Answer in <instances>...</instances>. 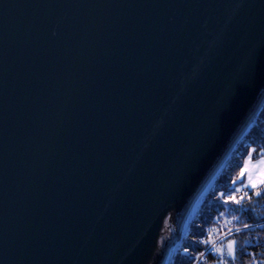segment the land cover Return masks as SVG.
<instances>
[{"label":"water","instance_id":"1","mask_svg":"<svg viewBox=\"0 0 264 264\" xmlns=\"http://www.w3.org/2000/svg\"><path fill=\"white\" fill-rule=\"evenodd\" d=\"M263 105L264 0H0V264H172Z\"/></svg>","mask_w":264,"mask_h":264},{"label":"trees","instance_id":"2","mask_svg":"<svg viewBox=\"0 0 264 264\" xmlns=\"http://www.w3.org/2000/svg\"><path fill=\"white\" fill-rule=\"evenodd\" d=\"M252 147L257 149L256 158L264 154V105L257 116L256 124L241 138L224 167L203 194V201L196 208L180 243L182 251L176 253L172 264H192L194 257L203 251L198 241L205 238L215 219L223 218L222 216L229 209L239 214L242 223V227L236 226L233 229L235 233L229 237L230 240L235 241L236 263L264 264V185L252 191L240 188L241 183L233 186L234 173L241 168L238 160L244 158ZM239 190H242L245 196L240 202L241 207L239 204L236 206L234 203H226L219 199V194L222 192L239 195ZM217 261V257H209L205 264Z\"/></svg>","mask_w":264,"mask_h":264},{"label":"rangeland","instance_id":"3","mask_svg":"<svg viewBox=\"0 0 264 264\" xmlns=\"http://www.w3.org/2000/svg\"><path fill=\"white\" fill-rule=\"evenodd\" d=\"M256 153H257L256 147H252L249 149L248 154L244 158L238 160V162L241 164V168H239L234 173V177H233L234 185L233 186H235L236 183H241L242 185L240 188H244L248 191H252V190H257L264 185V183L260 182L262 174H264V154L263 155L261 154L256 158ZM246 165H247L248 171L243 176H241V174H240L241 170L243 168H245ZM250 179L252 182L256 183L255 188L251 187ZM212 182H211V184H212ZM211 184H210V186H211ZM234 189H236V187H234ZM229 197H234L235 202H232L229 199ZM244 198H245V196L242 193V190H239V195L237 193L236 194H226L225 192H222L219 194L220 200L234 203V205L236 204V206H238V204H239V207H241L242 204L240 202ZM202 201H203V196L197 202L196 207L193 211L194 214L196 212V208L202 203ZM193 215H192V218H193ZM222 217L223 218L215 219L210 230H208L207 233L205 232L206 233L205 238L203 240L198 241L199 245H201L203 247V251L201 253H203L205 251V249L208 246H210L211 244L218 242V244L216 245L215 254L214 255H208L205 258L204 262L201 264H205L209 257H217L218 258L217 262H212L213 264H237L236 263V256H235V248H236L235 241L230 240L229 237L231 234L235 233V231L233 229L236 228V226L242 227L241 219L239 217V214H237L236 211L233 209H229L226 212V214H224ZM192 218H191V220H192ZM191 220H190V222H191ZM190 222L188 223L186 228L189 227ZM235 223H236V225H235ZM239 231H241V230H239ZM230 243L232 245L231 248H229ZM180 251H182V250H180V248H179L176 251V253H178ZM176 253H175V255H176ZM200 254H198V255H200ZM198 255H196L194 257L192 264L196 263V261L198 259V257H197ZM212 263H209V264H212Z\"/></svg>","mask_w":264,"mask_h":264},{"label":"built area","instance_id":"4","mask_svg":"<svg viewBox=\"0 0 264 264\" xmlns=\"http://www.w3.org/2000/svg\"><path fill=\"white\" fill-rule=\"evenodd\" d=\"M222 240V239H221ZM221 242V241H220ZM218 244V242H215L213 244H211L210 246H208L205 251L203 253H201L200 255H198V259L196 261L195 264H201L204 262L205 258L208 256V255H214L215 252H216V245ZM202 261V262H201ZM213 264V263H212Z\"/></svg>","mask_w":264,"mask_h":264},{"label":"snow or ice","instance_id":"5","mask_svg":"<svg viewBox=\"0 0 264 264\" xmlns=\"http://www.w3.org/2000/svg\"><path fill=\"white\" fill-rule=\"evenodd\" d=\"M248 171V168H247V165L245 166V168H243L242 170H241V176H243L246 172ZM260 182L261 183H264V174H262V177H261V180H260ZM250 184H251V187L252 188H255L256 187V183L255 182H252L251 181V179H250ZM229 199L232 201V202H235V198L234 197H229ZM226 203L228 202V201H225ZM232 247V245H231V243L229 244V248H231Z\"/></svg>","mask_w":264,"mask_h":264},{"label":"bare ground","instance_id":"6","mask_svg":"<svg viewBox=\"0 0 264 264\" xmlns=\"http://www.w3.org/2000/svg\"><path fill=\"white\" fill-rule=\"evenodd\" d=\"M167 260V257L164 259V261ZM173 262V261H172Z\"/></svg>","mask_w":264,"mask_h":264}]
</instances>
